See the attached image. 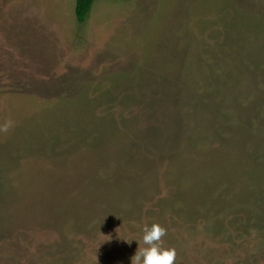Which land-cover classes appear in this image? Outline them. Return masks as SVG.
Listing matches in <instances>:
<instances>
[{"label": "rangeland", "instance_id": "374dc122", "mask_svg": "<svg viewBox=\"0 0 264 264\" xmlns=\"http://www.w3.org/2000/svg\"><path fill=\"white\" fill-rule=\"evenodd\" d=\"M75 5L0 0V264H264V0Z\"/></svg>", "mask_w": 264, "mask_h": 264}, {"label": "clouds", "instance_id": "9594fccd", "mask_svg": "<svg viewBox=\"0 0 264 264\" xmlns=\"http://www.w3.org/2000/svg\"><path fill=\"white\" fill-rule=\"evenodd\" d=\"M143 232V243L146 247L138 249L132 257V264H174L175 249L165 248L162 243L167 229L159 224H153L150 227L145 226Z\"/></svg>", "mask_w": 264, "mask_h": 264}, {"label": "trees", "instance_id": "16d2710c", "mask_svg": "<svg viewBox=\"0 0 264 264\" xmlns=\"http://www.w3.org/2000/svg\"><path fill=\"white\" fill-rule=\"evenodd\" d=\"M96 0H77L76 1V18L79 23H85L91 13Z\"/></svg>", "mask_w": 264, "mask_h": 264}, {"label": "crops", "instance_id": "0c3cea01", "mask_svg": "<svg viewBox=\"0 0 264 264\" xmlns=\"http://www.w3.org/2000/svg\"><path fill=\"white\" fill-rule=\"evenodd\" d=\"M76 1H77V0H76ZM102 1H103V0H98V1L96 0V2H95L96 5H95V8H94V13H95L96 9H98V7H99L98 4L101 3ZM95 3H94V4H95ZM91 11H92V10H91ZM94 13H93V14H94ZM75 14H76V5H75ZM90 14H91V13H90ZM89 17H90V16H89ZM76 19H77V18H76ZM88 19H89V18H88Z\"/></svg>", "mask_w": 264, "mask_h": 264}]
</instances>
